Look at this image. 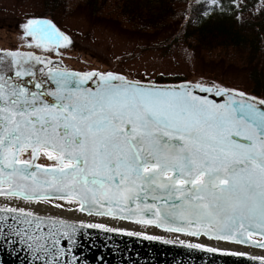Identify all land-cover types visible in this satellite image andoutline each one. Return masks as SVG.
<instances>
[{"label":"snow or ice","instance_id":"6c2138e0","mask_svg":"<svg viewBox=\"0 0 264 264\" xmlns=\"http://www.w3.org/2000/svg\"><path fill=\"white\" fill-rule=\"evenodd\" d=\"M23 28L45 51L72 43L48 20L29 19ZM50 64L32 53L0 57V196L66 200L88 215L217 241L255 243L257 235L264 241V100ZM94 78L95 90L89 85ZM197 89L225 102L196 95ZM42 156L51 165L38 163ZM65 228L64 221L32 210L0 206V237L28 242L39 254L33 260L43 264H58L60 236L70 239Z\"/></svg>","mask_w":264,"mask_h":264},{"label":"rangeland","instance_id":"374dc122","mask_svg":"<svg viewBox=\"0 0 264 264\" xmlns=\"http://www.w3.org/2000/svg\"><path fill=\"white\" fill-rule=\"evenodd\" d=\"M44 12V0H0V49L36 50L51 54L69 70L122 72L137 81L153 82L159 75L180 74L189 82H202L245 94L251 88L244 70L207 64L182 39L167 50L147 48L157 46L166 33L131 32L113 22L92 19L85 8L66 15L56 13L54 17ZM29 19L52 22L72 43L48 51L37 48L23 28ZM63 202L68 203L66 200L44 203L61 206Z\"/></svg>","mask_w":264,"mask_h":264},{"label":"trees","instance_id":"16d2710c","mask_svg":"<svg viewBox=\"0 0 264 264\" xmlns=\"http://www.w3.org/2000/svg\"><path fill=\"white\" fill-rule=\"evenodd\" d=\"M45 15H66L85 8L92 19L131 32L166 33L157 46L167 50L178 39L207 64L244 70L248 94L264 99V0H44ZM187 81L180 74L153 82Z\"/></svg>","mask_w":264,"mask_h":264},{"label":"water","instance_id":"95a60500","mask_svg":"<svg viewBox=\"0 0 264 264\" xmlns=\"http://www.w3.org/2000/svg\"><path fill=\"white\" fill-rule=\"evenodd\" d=\"M5 52H20V53H32L34 56H40L45 61H51L49 67L54 70H65L74 73H86L75 70L66 69L63 63L56 59L54 56L48 53L36 51V50H10L0 49V57H3ZM27 66V65H26ZM36 68H44V65H36ZM47 72V68H45ZM97 73H113L116 75L124 76L128 81L136 82L128 78L122 72L112 71H88ZM14 75V69L11 73ZM27 79V78H26ZM95 79L89 82V85L95 90ZM143 85H157L160 87H178L180 85H196L199 84L206 88H224L218 87L202 82H179V83H156V82H144L139 81ZM54 87V85H53ZM226 89V88H224ZM228 90L231 93H240L235 90ZM196 95L204 96L207 99L213 100L217 103L225 102V98L215 95L213 93L200 92L198 89L194 92ZM245 94V93H244ZM246 97H254L252 95L245 94ZM256 98V97H255ZM257 100H262L256 98ZM38 163L44 165H51V161L47 158L41 157ZM0 199H5L0 196ZM23 201V200H22ZM53 201V200H52ZM79 210V205L75 203ZM79 212L85 217L89 218H101L109 221L122 223L125 225H132L139 228H147L151 231L158 233L171 234L174 236L201 240L205 242L223 244L224 246L231 247H247L264 252V248L258 246L259 243L264 241L260 240L257 235L253 238V241L247 243H233L228 241H217L209 239L206 235L190 236L183 233L168 232L162 227H156L155 225L139 224L132 220L113 218L110 216L101 215H88L86 211ZM44 216V215H41ZM48 218V216H44ZM52 218V217H51ZM146 219H151L150 214H146ZM56 221H64L69 233V238L60 236V243L58 248L64 251L58 256V264H261V259L249 256L237 255H225L222 253H231L227 251L217 250L215 252H207L198 248H190L187 244L166 241L160 238L146 239L144 235H127V232L119 230H113L111 232H105L102 228H90L85 227V224L66 221L62 219L52 218ZM11 223V221H9ZM22 227V225H20ZM47 231V229H45ZM4 232L7 233L8 229L5 228ZM34 256H39L33 249L28 247V242L20 243V237L15 235H9L7 238L0 237V264H43L40 259L33 260Z\"/></svg>","mask_w":264,"mask_h":264},{"label":"bare ground","instance_id":"6f19581e","mask_svg":"<svg viewBox=\"0 0 264 264\" xmlns=\"http://www.w3.org/2000/svg\"><path fill=\"white\" fill-rule=\"evenodd\" d=\"M4 204H8L9 206L13 207H23L26 210H32L39 215H44L52 218L68 220L73 222L82 223L85 225L90 224H101L104 225L106 228H111L113 230H119L122 232L133 233L138 235L150 236L154 238L164 239L166 241L178 242L183 244H200L205 248H214L217 250L227 251L231 253H237L242 256H249L254 258H264V252H259L258 250L247 248V247H231V246H224L223 244L218 243H211L205 242L201 240H194L179 236L170 237L165 233H158L155 231H151L147 228H139L132 225H125L122 223L109 221L101 218H89L82 215L76 205H71L68 203L63 202L60 207L51 206L47 203H28L22 200H6L0 199V206Z\"/></svg>","mask_w":264,"mask_h":264}]
</instances>
